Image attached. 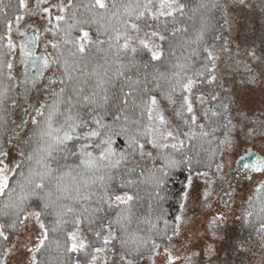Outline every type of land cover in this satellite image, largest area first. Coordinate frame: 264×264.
<instances>
[{"label": "snow or ice", "instance_id": "1", "mask_svg": "<svg viewBox=\"0 0 264 264\" xmlns=\"http://www.w3.org/2000/svg\"><path fill=\"white\" fill-rule=\"evenodd\" d=\"M257 9L264 23V0H0V264H229L214 241L232 217L233 250L264 264V88L253 110L232 76L264 84V41L235 34ZM241 140L237 215L217 185Z\"/></svg>", "mask_w": 264, "mask_h": 264}, {"label": "rangeland", "instance_id": "2", "mask_svg": "<svg viewBox=\"0 0 264 264\" xmlns=\"http://www.w3.org/2000/svg\"><path fill=\"white\" fill-rule=\"evenodd\" d=\"M237 11L240 13L238 24L239 31L235 33L237 36V40L241 42L242 47H251L255 45L257 49H259V47L261 46V42L264 41V23H262L261 21L259 9H257L254 13L240 10ZM240 59L245 60L246 58L242 56ZM252 66L255 67V65ZM237 72H239L241 76L244 73L242 69L232 73L233 85L237 89V91L242 96H244L249 106L253 107V110H255V108H258L260 106V103L262 101L261 88H264V84H261L260 87L244 85L241 80L236 79ZM244 74L246 75V73ZM245 149H248L249 151L256 150V148L252 146V143L250 141L246 143L241 140L233 155L226 161L227 166L225 168V172L228 173V176L226 177L225 182L223 184L217 185L218 194H222L223 190L227 188V184L229 181L234 187L238 189V192L236 194V201L233 204V207L236 209L237 215H239L240 196H246L248 194L246 191L248 184L247 181L241 179V175H239V172L237 173V171H230V169L237 168V165L234 163V161L240 155L245 154ZM205 187L206 185H204L201 180L194 181V186L191 190V203L189 204L187 210L189 215L197 218L196 223L198 227L196 229H193V231L197 232V234L202 233L207 229V224L205 223L201 225L199 218L202 217L205 220L209 218L208 210L204 209L200 203L203 200V192L205 190ZM215 199L216 198L214 197V200ZM217 207L223 208V205H220L218 201H216L213 204L212 211H216ZM229 216L231 217L232 214L229 213ZM247 235V232L241 230L240 223L238 221H235L234 217L230 218L225 229V238L223 240L214 241L217 249L220 252V258L222 260L228 261L229 264H241L242 259L246 261H252V264H254V261L259 259L258 255L253 258L251 257V253H249V256L245 258L242 253L237 254L233 250L237 240L247 239ZM208 242L212 243L213 241L209 240ZM201 243H203V241H201Z\"/></svg>", "mask_w": 264, "mask_h": 264}, {"label": "trees", "instance_id": "3", "mask_svg": "<svg viewBox=\"0 0 264 264\" xmlns=\"http://www.w3.org/2000/svg\"><path fill=\"white\" fill-rule=\"evenodd\" d=\"M185 176L186 173L184 171L177 169L172 173L168 180L164 193L167 195V199L164 202V207L167 209L169 214H174L177 211L175 194L182 189Z\"/></svg>", "mask_w": 264, "mask_h": 264}, {"label": "flooded vegetation", "instance_id": "4", "mask_svg": "<svg viewBox=\"0 0 264 264\" xmlns=\"http://www.w3.org/2000/svg\"><path fill=\"white\" fill-rule=\"evenodd\" d=\"M243 75H245V74L243 73L242 76H243ZM237 168H238V166H237ZM237 173H238V172H237ZM235 175H236V174H235ZM235 175H234V176H235ZM239 175H241V172H239Z\"/></svg>", "mask_w": 264, "mask_h": 264}, {"label": "water", "instance_id": "5", "mask_svg": "<svg viewBox=\"0 0 264 264\" xmlns=\"http://www.w3.org/2000/svg\"><path fill=\"white\" fill-rule=\"evenodd\" d=\"M250 151H252V150H250ZM238 166V165H237Z\"/></svg>", "mask_w": 264, "mask_h": 264}]
</instances>
